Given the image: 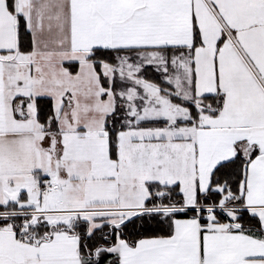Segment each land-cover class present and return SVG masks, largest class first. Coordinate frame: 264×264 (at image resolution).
<instances>
[{"label":"snow or ice","instance_id":"snow-or-ice-1","mask_svg":"<svg viewBox=\"0 0 264 264\" xmlns=\"http://www.w3.org/2000/svg\"><path fill=\"white\" fill-rule=\"evenodd\" d=\"M0 264H264V0H0Z\"/></svg>","mask_w":264,"mask_h":264}]
</instances>
